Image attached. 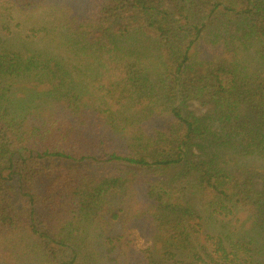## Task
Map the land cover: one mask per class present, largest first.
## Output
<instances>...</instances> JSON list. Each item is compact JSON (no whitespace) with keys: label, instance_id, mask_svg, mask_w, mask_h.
<instances>
[{"label":"trees","instance_id":"obj_1","mask_svg":"<svg viewBox=\"0 0 264 264\" xmlns=\"http://www.w3.org/2000/svg\"><path fill=\"white\" fill-rule=\"evenodd\" d=\"M0 264H264V0H0Z\"/></svg>","mask_w":264,"mask_h":264},{"label":"rangeland","instance_id":"obj_2","mask_svg":"<svg viewBox=\"0 0 264 264\" xmlns=\"http://www.w3.org/2000/svg\"><path fill=\"white\" fill-rule=\"evenodd\" d=\"M16 22L21 23V30L23 28V32L25 34H27L28 30L30 29V27L33 25V21L28 18L27 16H17V20ZM193 109L199 110L201 113H204L206 111L205 108L200 109L199 105L197 103H194V105L192 106Z\"/></svg>","mask_w":264,"mask_h":264}]
</instances>
